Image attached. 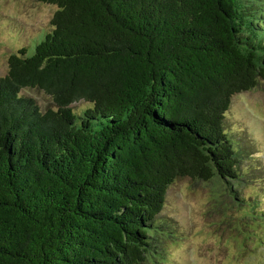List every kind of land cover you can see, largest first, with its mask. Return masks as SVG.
<instances>
[{
	"label": "trees",
	"instance_id": "trees-1",
	"mask_svg": "<svg viewBox=\"0 0 264 264\" xmlns=\"http://www.w3.org/2000/svg\"><path fill=\"white\" fill-rule=\"evenodd\" d=\"M35 1L56 7L52 30L0 77V264L155 262L186 178L264 226L225 127L264 81V0Z\"/></svg>",
	"mask_w": 264,
	"mask_h": 264
},
{
	"label": "rangeland",
	"instance_id": "rangeland-1",
	"mask_svg": "<svg viewBox=\"0 0 264 264\" xmlns=\"http://www.w3.org/2000/svg\"><path fill=\"white\" fill-rule=\"evenodd\" d=\"M55 10L35 0H0V77L7 73L11 54L23 47L29 56L34 53L39 41L33 42L52 30ZM23 94L34 97L43 110L50 106L41 92ZM72 107L82 114L89 105L81 101ZM225 127L247 155L241 170L256 178L244 195L260 197L264 211V81L233 97ZM161 218L172 231L157 246L164 256L150 264H264V226L251 222L245 210L225 212L224 191L214 180H178L168 191Z\"/></svg>",
	"mask_w": 264,
	"mask_h": 264
}]
</instances>
